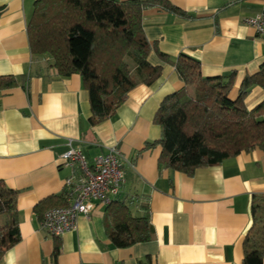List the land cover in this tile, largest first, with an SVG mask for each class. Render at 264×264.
<instances>
[{
  "label": "crops",
  "instance_id": "1",
  "mask_svg": "<svg viewBox=\"0 0 264 264\" xmlns=\"http://www.w3.org/2000/svg\"><path fill=\"white\" fill-rule=\"evenodd\" d=\"M35 1L0 0V74L26 78V86L0 91V179L19 192L21 234L0 264H243L252 199L264 194V152L243 151L188 175L160 164L161 145L148 143L162 136L154 119L160 103L185 85L175 68L181 54L197 59L203 76L234 71L233 98L245 76L259 70L264 38L244 18L260 13L264 0H168L183 14L146 8L147 58L161 74L150 85L139 82L112 116L95 125L80 74L60 75L51 56L31 52L27 25ZM263 100V88L253 86L245 103L252 109ZM70 146L89 162L119 148L125 181L112 202H125L133 216L149 215L151 240L115 247L108 206L101 203L72 231L52 236L43 228L45 212L56 205H37L48 197L64 200L65 179L79 174L61 160Z\"/></svg>",
  "mask_w": 264,
  "mask_h": 264
},
{
  "label": "trees",
  "instance_id": "2",
  "mask_svg": "<svg viewBox=\"0 0 264 264\" xmlns=\"http://www.w3.org/2000/svg\"><path fill=\"white\" fill-rule=\"evenodd\" d=\"M148 7L183 14L168 0L35 1L27 25L31 52L51 56L60 75L80 74L89 93L92 125L112 116L139 82L150 85L161 74V66L147 58L152 45L145 36L142 18ZM159 55L167 58L164 53ZM175 68L185 85L160 103L154 119L162 136L148 143L161 145L160 164L192 175L198 167L220 164L243 151L264 152V100L252 109L245 103L253 86L264 90V63L256 73L245 76L234 98L230 96L234 71L203 76L200 62L186 54L178 57ZM25 79L0 74V91L21 83L26 86ZM18 195V190L0 179V260L21 239ZM64 204L61 197H48L37 208ZM251 215L243 264H263L264 194L253 196ZM107 217L115 247H129L154 235L149 215L133 216L125 202L108 205ZM59 253L56 243L54 262Z\"/></svg>",
  "mask_w": 264,
  "mask_h": 264
},
{
  "label": "built area",
  "instance_id": "3",
  "mask_svg": "<svg viewBox=\"0 0 264 264\" xmlns=\"http://www.w3.org/2000/svg\"><path fill=\"white\" fill-rule=\"evenodd\" d=\"M264 38V8L254 16L244 18ZM63 163L76 167L79 174L65 179V204L47 210L42 219L43 228L52 236H60L76 228L81 215L88 216L96 203L110 205L125 181V170L120 150L111 146L105 153L87 160L79 148H70L61 155Z\"/></svg>",
  "mask_w": 264,
  "mask_h": 264
},
{
  "label": "rangeland",
  "instance_id": "4",
  "mask_svg": "<svg viewBox=\"0 0 264 264\" xmlns=\"http://www.w3.org/2000/svg\"><path fill=\"white\" fill-rule=\"evenodd\" d=\"M191 92H192V90H191Z\"/></svg>",
  "mask_w": 264,
  "mask_h": 264
}]
</instances>
